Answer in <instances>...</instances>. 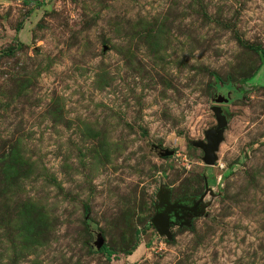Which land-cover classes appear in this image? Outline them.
Here are the masks:
<instances>
[{"label": "rangeland", "instance_id": "obj_1", "mask_svg": "<svg viewBox=\"0 0 264 264\" xmlns=\"http://www.w3.org/2000/svg\"><path fill=\"white\" fill-rule=\"evenodd\" d=\"M262 49L264 0H0V264H264Z\"/></svg>", "mask_w": 264, "mask_h": 264}, {"label": "water", "instance_id": "obj_2", "mask_svg": "<svg viewBox=\"0 0 264 264\" xmlns=\"http://www.w3.org/2000/svg\"><path fill=\"white\" fill-rule=\"evenodd\" d=\"M214 103L220 104L227 101L225 97L218 94L213 99ZM217 104L210 106L212 111L215 125L209 127L203 131L204 140L191 141V144L195 147H198L202 151L201 160L205 165H212L216 159V151L218 149L219 143L222 140V133L227 124V118L222 112V109ZM151 150L156 153L158 156L164 157L171 154V151L153 146ZM201 199L199 198L196 203ZM196 206V205H195ZM194 207H188L183 202H169V194L167 191L159 195L158 203L155 207V213L152 216L150 222L153 225L157 234H164L169 236L168 228L173 225H182L187 222L182 215H178L176 209H187V211H192ZM183 210H180L182 213ZM95 239L93 240V246L98 249L103 244V238L101 234L97 231H94Z\"/></svg>", "mask_w": 264, "mask_h": 264}, {"label": "flooded vegetation", "instance_id": "obj_3", "mask_svg": "<svg viewBox=\"0 0 264 264\" xmlns=\"http://www.w3.org/2000/svg\"><path fill=\"white\" fill-rule=\"evenodd\" d=\"M180 201H182V200H180ZM183 203H184V202H183ZM176 210H177V212H178V215H180V210L187 211V209H181V208L176 209Z\"/></svg>", "mask_w": 264, "mask_h": 264}, {"label": "trees", "instance_id": "obj_4", "mask_svg": "<svg viewBox=\"0 0 264 264\" xmlns=\"http://www.w3.org/2000/svg\"><path fill=\"white\" fill-rule=\"evenodd\" d=\"M261 55H262V57L264 59V49L261 50Z\"/></svg>", "mask_w": 264, "mask_h": 264}]
</instances>
